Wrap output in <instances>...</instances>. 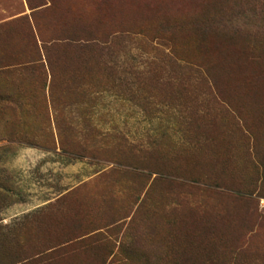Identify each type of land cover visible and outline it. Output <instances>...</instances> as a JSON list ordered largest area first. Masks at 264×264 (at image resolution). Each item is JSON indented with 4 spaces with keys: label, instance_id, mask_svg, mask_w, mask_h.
I'll return each mask as SVG.
<instances>
[{
    "label": "rangeland",
    "instance_id": "obj_1",
    "mask_svg": "<svg viewBox=\"0 0 264 264\" xmlns=\"http://www.w3.org/2000/svg\"><path fill=\"white\" fill-rule=\"evenodd\" d=\"M0 264H264V0H0Z\"/></svg>",
    "mask_w": 264,
    "mask_h": 264
}]
</instances>
